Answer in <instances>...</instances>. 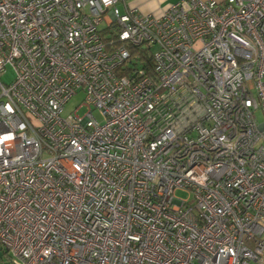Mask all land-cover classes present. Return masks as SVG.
Instances as JSON below:
<instances>
[{"label":"built area","instance_id":"2783aa9c","mask_svg":"<svg viewBox=\"0 0 264 264\" xmlns=\"http://www.w3.org/2000/svg\"><path fill=\"white\" fill-rule=\"evenodd\" d=\"M129 1L0 0V264H264V0Z\"/></svg>","mask_w":264,"mask_h":264},{"label":"rangeland","instance_id":"374dc122","mask_svg":"<svg viewBox=\"0 0 264 264\" xmlns=\"http://www.w3.org/2000/svg\"><path fill=\"white\" fill-rule=\"evenodd\" d=\"M120 11L123 10L122 6L119 5ZM103 26V25H102ZM101 26V27H102ZM14 76V73L10 67L6 68V72L0 76L1 80L4 82H10ZM84 99V94L83 92L79 91L77 94L73 95L68 102L65 104L64 107V115L71 114L82 102ZM86 107L81 106L77 109V114L82 116L84 112L86 111ZM97 115L96 113H94ZM255 116L258 120L259 123H262L264 121V116L263 113L260 109L255 111ZM175 195L180 198H187L189 196L188 192L182 191V190H177L175 192Z\"/></svg>","mask_w":264,"mask_h":264},{"label":"crops","instance_id":"0c3cea01","mask_svg":"<svg viewBox=\"0 0 264 264\" xmlns=\"http://www.w3.org/2000/svg\"><path fill=\"white\" fill-rule=\"evenodd\" d=\"M179 0H130L129 4L136 7L141 13L159 15L171 3Z\"/></svg>","mask_w":264,"mask_h":264},{"label":"trees","instance_id":"16d2710c","mask_svg":"<svg viewBox=\"0 0 264 264\" xmlns=\"http://www.w3.org/2000/svg\"><path fill=\"white\" fill-rule=\"evenodd\" d=\"M106 34H107V31H105V30L102 31V35L105 36ZM104 40L107 42L109 40V38L105 37ZM140 60H145L147 66L150 65V56H148V54H146V52L144 54H141ZM144 66H146V65L144 64Z\"/></svg>","mask_w":264,"mask_h":264}]
</instances>
